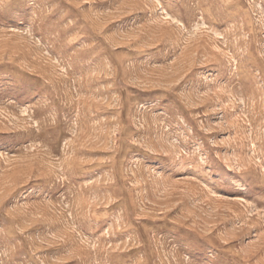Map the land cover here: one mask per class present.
Listing matches in <instances>:
<instances>
[{
	"label": "rangeland",
	"instance_id": "1",
	"mask_svg": "<svg viewBox=\"0 0 264 264\" xmlns=\"http://www.w3.org/2000/svg\"><path fill=\"white\" fill-rule=\"evenodd\" d=\"M0 264H264V0H0Z\"/></svg>",
	"mask_w": 264,
	"mask_h": 264
}]
</instances>
